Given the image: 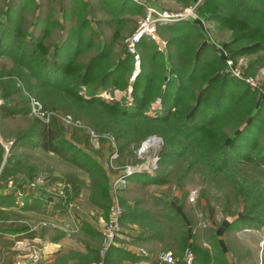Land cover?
<instances>
[{"label": "trees", "instance_id": "obj_1", "mask_svg": "<svg viewBox=\"0 0 264 264\" xmlns=\"http://www.w3.org/2000/svg\"><path fill=\"white\" fill-rule=\"evenodd\" d=\"M179 1L186 5L192 0ZM117 2L116 13L144 9L133 0ZM196 9L205 19L232 32L231 39L224 44L230 56L264 50V0H201ZM8 13L5 10V18L0 19V60L9 65L0 63L3 100L0 119L20 114L29 120V126L13 135L10 153L0 167V182L21 171L26 179L35 176L32 167L23 165L17 152L20 148L50 152L86 174L91 204L105 209L110 199L108 174L92 154L95 151L88 150L85 138L75 131L69 137L64 133L59 115L68 112L73 119L95 131L113 134L119 152L127 144L137 145L148 135L161 137V165L184 162L185 169L200 166L213 171L216 178L236 187L237 196L242 200L243 220L254 225L264 224L259 181L244 178L235 181L234 169L245 165L264 166V149L256 141V132L264 121V97H259L242 80L228 75L222 57L202 42L198 24L177 20L157 25V32L166 34L161 35L166 38V54L157 51L154 41L143 36L132 53L123 43L122 56L113 62H109V50L100 44L93 56L79 64L77 55L92 45L91 36L84 37L82 26L75 28L74 33L68 32L66 40L50 50L41 39L43 29L42 34L34 35ZM118 26L113 30V38L120 34ZM69 47L71 50L67 51ZM134 53L138 55L139 69L130 81ZM261 58L254 59L253 65L263 64ZM145 61L149 66L156 65V69L147 72ZM167 63L170 65L166 66ZM127 86L131 87L132 98L128 106L124 98L104 100L98 95L113 89L125 91ZM17 95L19 98L15 99ZM30 99L39 103L42 112L54 115L46 122L29 116ZM156 101L158 107L153 108ZM229 124L232 130L226 132L223 127ZM2 125L0 121V132ZM162 175L165 176L134 173L127 180L158 183L160 177L167 178L166 174ZM63 183L71 186L70 193L66 194V206L83 186L82 180L71 173L65 175ZM13 202L11 192L0 193V207L13 206ZM121 205L127 221L137 222L139 227L152 229L155 234L162 231L159 221L139 206L127 205L124 200ZM168 211L184 225L172 206ZM183 230L179 237L181 247L187 243ZM96 257L97 254L91 261ZM107 262L105 257L104 264Z\"/></svg>", "mask_w": 264, "mask_h": 264}, {"label": "rangeland", "instance_id": "obj_2", "mask_svg": "<svg viewBox=\"0 0 264 264\" xmlns=\"http://www.w3.org/2000/svg\"><path fill=\"white\" fill-rule=\"evenodd\" d=\"M133 1H136L143 8L147 4L154 7L155 9L164 10L168 13L183 14L187 9L191 8V11L188 15L180 19L164 21L159 24H170L177 20H184L198 24L201 27L200 32L202 35V42L207 44L216 55H223L221 56L222 59L225 56L230 59L232 63L236 65V67L241 71L243 77H253L255 85L250 86L242 78L232 75L223 59L224 62H222L223 65L225 64V67L228 70V75L242 80L243 83H245L250 89L256 90V93L259 97H264V50L261 49L253 52L242 53L234 57L230 56L229 50L224 47V44L231 39L232 32L228 28L217 26L214 22L205 19V16H202L197 12L196 7L201 0H192L186 5L179 0ZM117 3V0H0V19L5 18V10L8 9V12L10 11V14H8L12 17V19L20 24L22 28H26L34 35L42 34L41 30L43 29L44 35H41V39L43 40L44 45L48 46L50 50L54 46H58L60 42L66 40L68 32L70 33V31H73L72 33H74L75 28L82 26V31L85 34L84 37L91 36L92 45L88 48H85L82 53L77 55L76 62L79 64L86 62L91 56L95 54L96 49L100 44L109 50V62H113L119 56H122V53L124 52L123 45L125 44L124 39L130 35V33L136 27L137 22L144 14V9L133 13H116L115 7ZM40 19L41 22H39ZM117 26L120 30V34L114 36L113 38V30L117 28ZM88 30L93 32L90 33ZM161 35L166 34L161 33L160 31L157 32L156 27L157 39L153 40L155 47L157 51L159 50V52L166 54V38L165 36L163 37ZM70 50L71 47L67 49V51ZM137 56L138 55L134 53L132 57L134 62L131 68V76H129L130 81H132L136 75L135 74L133 76V72L135 70L138 72L139 69V65L137 66V69L135 66V63L138 61ZM260 57H262L261 59L263 64L253 65L254 59ZM1 62H4L6 67L9 66L7 61L0 60V63ZM169 65L170 64L167 63L166 66ZM225 67L223 68L225 69ZM144 69L147 72L153 71L156 69V65L149 66V63L145 61ZM130 92L131 87L127 86L125 91L113 89L112 91H101L98 93V95H101V98L104 100L119 101L120 99L124 98L123 101L126 103V106H128L132 101ZM20 96L22 97V94H20ZM16 98H19V95H17L15 99ZM2 102L3 100L0 97V104ZM152 107H158V101L153 103ZM51 114L54 113L43 112L40 115H35L30 112L29 116H36L42 122H46L48 120H46V118H49ZM65 114L70 115L67 112L60 113V116ZM148 114H152V112L149 111ZM70 117L72 118L71 115ZM0 121L1 124H3L2 132H0L1 167L5 158L10 153L9 148L12 145L13 135L16 131L26 130L29 126V120L26 117L20 116V114H14L6 118L4 117L0 119ZM59 121L67 137L70 136L72 131H75L77 135L85 138L88 150L92 149L95 151L92 152V154L97 159V161H100L101 165L108 173V184L115 176L114 171L121 170L123 166L137 167L133 169L130 168V170H136L135 172H132V174H159L163 177L165 175L162 174L167 175V178L162 180L160 177V181L158 180V183H144L141 181L127 180L126 185L120 187V189L116 191L118 204L122 210L118 217L120 232L124 227V224H134L139 226L137 222H130L123 218L124 208L121 205V200H124L127 205H137L141 209L145 210L154 220L159 221L158 223L163 226L161 232H163V235L165 236L164 241L162 242L163 247H169L171 250H175V253L180 254L182 253L184 247L180 246L179 237L182 230L184 229V225L182 226L176 218L170 216L171 212L168 211V207H170L175 202L172 198H177L181 204V207L183 208V212L187 215V217H190L191 220L194 218L193 221L196 220V223L198 221L199 225L205 221L203 212H212L214 215H216V218L219 219V216L222 213L230 214L234 212L236 208L238 209L240 206H242V200H240V197L237 196L238 193L236 187L234 188L232 186L233 184L231 185V183L225 182L226 180L216 178L213 171H208L207 168H201L200 166L185 169L186 166L184 162L172 165H170V163L161 165V163H159V156L162 151L163 140L157 135H148L147 137L141 139L137 145L133 143L127 144L119 152L117 141L113 134L108 132H98L93 128H90L97 135L96 141H93L89 137L86 128L84 129V127L82 128L79 125L75 126L73 124L65 123L61 121L60 118ZM230 125L231 124L227 125V127H223L226 132H231L232 129L230 128ZM102 133L108 134L114 138V141H116L115 152H113V150L111 151L108 140L100 136ZM256 136L257 146L261 149H264V121L261 124L260 130L256 132ZM147 139H153L154 141L157 140L159 144L154 142L153 144H150L144 151L139 153L138 150L140 149L141 144H143V142ZM77 144L80 145L79 142H77ZM17 152L26 168L32 167V172L35 176H41L43 178L46 177L45 180H47V182L44 184L36 182L37 184L35 183L33 185H30V183L28 184L26 181L25 184H22V187H25L31 191L35 190L47 193L52 198L50 202L62 203L65 205V199L68 195L62 197V194L67 190L66 188H62V184L65 181V175L71 173L82 180V188L88 193L89 199L88 184L84 181L86 174L82 171L74 168L72 165L68 164L50 152H42L38 149H28L26 147L20 148L17 150ZM113 153L115 155L111 159V163L115 167L114 169L107 165L109 156ZM118 165H121L122 168H119ZM234 169L235 181L242 178L250 181H255V179H257L259 181L260 185L258 189L263 193L261 205L264 207V166L261 168L254 165H245L238 166V168ZM22 172L23 171L18 172L13 176H9L6 181L0 182V190L13 189L17 185V178H22V175L26 176ZM51 177H55L54 181H56V183L59 185H52L50 181ZM38 180L39 179L36 178V181ZM68 189L71 190V186L68 187ZM191 190H196V197L193 198L192 202H189L187 200V195ZM111 193L112 191L109 186V197H111ZM68 202L69 203L66 205L67 208L76 206L73 200H69ZM109 202L110 199L105 209L98 211L99 216H101L103 219L101 221V231H103L104 227L108 224L109 215L112 216ZM262 217H264V213ZM43 221L55 224V228L59 227V224L54 220L40 219L31 225L32 229L47 228L41 224ZM60 225L62 226L63 231L68 235L73 233V227H69L67 224ZM101 237L102 236L100 235L99 243L96 248V254L101 242Z\"/></svg>", "mask_w": 264, "mask_h": 264}, {"label": "crops", "instance_id": "obj_3", "mask_svg": "<svg viewBox=\"0 0 264 264\" xmlns=\"http://www.w3.org/2000/svg\"><path fill=\"white\" fill-rule=\"evenodd\" d=\"M17 179L13 189L0 190L14 196L13 206L0 207V264L92 262L103 219L98 214L101 209L91 204L86 190L80 189L72 199L76 206L67 208L62 203L50 202L52 198L47 193L22 187L27 181L24 175ZM84 181L88 182L87 176ZM171 206L184 221L185 246L194 255L193 264H264V224L244 221L242 206L230 214L222 213L219 219L205 210L203 225L187 217L179 200ZM40 219L54 220L59 227L32 229L31 225ZM60 224L73 227V233L66 235ZM141 228L124 224L108 248L107 264H182L181 253L163 247V232L155 234L152 229ZM160 251L169 253L173 261L157 259Z\"/></svg>", "mask_w": 264, "mask_h": 264}, {"label": "built area", "instance_id": "obj_4", "mask_svg": "<svg viewBox=\"0 0 264 264\" xmlns=\"http://www.w3.org/2000/svg\"><path fill=\"white\" fill-rule=\"evenodd\" d=\"M190 11H191V8L187 9L186 12L183 14L182 13H168L164 10H158V9H155L154 7L146 4L144 6V14H143L142 18L137 22L136 27L130 33V35L124 39L126 49L129 52H133L135 44L143 36H147L149 39L156 40L157 39L156 38V26L159 23L164 22V21H172L175 19H180V18L188 15L190 13ZM221 56H223V55H221ZM223 59H224L225 63L227 64V66H228L227 68L232 75H234L235 77H238V78H242L250 86L255 85V81H254L253 77H250V76L243 77V75L241 74V71L236 67V65H234L232 63V61L230 59H228L226 56ZM29 104H30L29 106H30V112L31 113H33L35 115H37V114L40 115L43 113L40 110V105L37 101L30 99ZM59 118L61 119V121L65 122V123L73 124L75 126L79 125L82 128L84 127V129L86 128L87 133H88L89 137L91 138V140L96 141L97 135L94 133V131L92 129H90V127H88L84 124L82 125L80 120L72 119L70 117V115H68V114L61 115V116L59 115ZM47 119L48 118H46V120ZM88 135H86V136H88ZM100 136L104 137L108 140V144H109V147L111 148V151L113 150V152H115L116 146H115L114 138L112 136H109L108 134H104V133L100 134ZM144 142H146L147 144L144 147H142V146L140 147V149L138 150L139 153L144 151L150 144H153L154 142L158 143L157 140L154 141L153 139H148V140H145ZM114 155L115 154L113 153L109 156V160L107 163V165L112 169L115 168L111 163V159L114 157ZM119 168H122V166L120 165ZM130 168L133 169V168H137V167L123 166V168L121 170L114 171L115 176L111 179V181L109 183L110 189L112 191L111 197H110V202H109L110 212H111L112 216L109 215L108 224L104 227L103 231L101 232L102 237H101L100 245L97 249V257L95 260H93L89 264H104V257L108 251V248L113 244L114 238L120 232V225H119L118 217L121 214L122 210L118 204V200L116 197V191H118L120 189V187L125 186L126 182H127V177L130 174H132V172L136 171V170H130ZM36 178H38L39 180L36 181ZM45 179H46V177L43 178L41 176H35L34 178L28 179L27 182H28V184L30 183V185H33L36 182L44 184L47 182V180H45ZM50 181H51L52 185H54V184L59 185L54 180H50ZM68 187H70V185L68 183L62 184V188L67 189L62 194V197L67 196L66 195L67 192L70 193L71 190H69ZM194 197H196V190L195 191L191 190L187 195V200L189 202H192ZM68 208H70V207H68ZM41 224L43 226H46L49 228L50 227L55 228V224H53V223H47V222L43 221V222H41ZM201 224L203 225V223H201ZM65 234L68 235L67 233H65ZM156 257H157V259L164 261L166 263H171L173 261V257L169 253H165L163 251L158 252ZM181 261H182V264H193L194 255L188 246L184 247V249L182 250Z\"/></svg>", "mask_w": 264, "mask_h": 264}, {"label": "water", "instance_id": "obj_5", "mask_svg": "<svg viewBox=\"0 0 264 264\" xmlns=\"http://www.w3.org/2000/svg\"><path fill=\"white\" fill-rule=\"evenodd\" d=\"M135 66H136V69H137V66H138V61L135 63ZM136 72H137V71L135 70V71L133 72V74H132V75L134 76V75L136 74ZM147 140H148V139H147ZM141 146H142V144H141Z\"/></svg>", "mask_w": 264, "mask_h": 264}, {"label": "bare ground", "instance_id": "obj_6", "mask_svg": "<svg viewBox=\"0 0 264 264\" xmlns=\"http://www.w3.org/2000/svg\"><path fill=\"white\" fill-rule=\"evenodd\" d=\"M146 144H147L146 142H143L142 147H144Z\"/></svg>", "mask_w": 264, "mask_h": 264}]
</instances>
